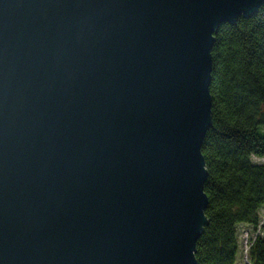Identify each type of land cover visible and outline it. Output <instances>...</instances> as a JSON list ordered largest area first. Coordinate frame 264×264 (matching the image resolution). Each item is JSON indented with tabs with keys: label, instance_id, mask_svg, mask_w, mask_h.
Listing matches in <instances>:
<instances>
[{
	"label": "water",
	"instance_id": "obj_1",
	"mask_svg": "<svg viewBox=\"0 0 264 264\" xmlns=\"http://www.w3.org/2000/svg\"><path fill=\"white\" fill-rule=\"evenodd\" d=\"M264 0H0V264H197L214 34Z\"/></svg>",
	"mask_w": 264,
	"mask_h": 264
},
{
	"label": "trees",
	"instance_id": "obj_2",
	"mask_svg": "<svg viewBox=\"0 0 264 264\" xmlns=\"http://www.w3.org/2000/svg\"><path fill=\"white\" fill-rule=\"evenodd\" d=\"M212 125L201 145L207 225L197 264H235L238 228L251 232L245 264H264V4L222 24L211 50Z\"/></svg>",
	"mask_w": 264,
	"mask_h": 264
},
{
	"label": "rangeland",
	"instance_id": "obj_3",
	"mask_svg": "<svg viewBox=\"0 0 264 264\" xmlns=\"http://www.w3.org/2000/svg\"><path fill=\"white\" fill-rule=\"evenodd\" d=\"M243 225V224H242ZM239 226L238 228V243H239V250L236 255V262L235 264H245L246 262V255H245V250H246V245L248 240L251 237V232L247 227L245 226Z\"/></svg>",
	"mask_w": 264,
	"mask_h": 264
}]
</instances>
